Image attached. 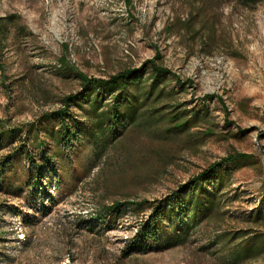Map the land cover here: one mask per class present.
Instances as JSON below:
<instances>
[{
  "label": "rangeland",
  "instance_id": "1",
  "mask_svg": "<svg viewBox=\"0 0 264 264\" xmlns=\"http://www.w3.org/2000/svg\"><path fill=\"white\" fill-rule=\"evenodd\" d=\"M7 13L20 15L30 33L12 28L0 54V118L10 127L25 129L61 107L62 98L80 96L75 72L105 79L139 66L155 50L185 83L171 84L178 109L203 116L176 139L163 138L161 120L142 117L94 167L89 149L77 144L62 165L54 163L56 173L46 163L32 170L33 193L13 196L0 180V264H224L221 249L203 248L211 242L204 236L121 258L147 212L115 209L104 223L95 215L112 201L159 199L235 152L252 155L254 164L234 170L239 199L230 209L238 215L257 207L264 212V2L245 8L235 0H0V15ZM195 13L199 21L186 28ZM203 19L204 27H216L214 33L199 29ZM8 150H0V158ZM29 151L40 155L31 143ZM28 169L16 160L6 178L18 186ZM23 217L37 224L20 225ZM228 222L226 229L251 227ZM214 224L203 226L207 237L222 230Z\"/></svg>",
  "mask_w": 264,
  "mask_h": 264
},
{
  "label": "trees",
  "instance_id": "2",
  "mask_svg": "<svg viewBox=\"0 0 264 264\" xmlns=\"http://www.w3.org/2000/svg\"><path fill=\"white\" fill-rule=\"evenodd\" d=\"M235 1L245 8H253L264 2ZM198 16L199 13H195L188 18L185 27H192L199 21ZM208 20L212 22V19ZM205 22L206 19H203L199 29L208 28L214 33L216 27H204ZM25 27L18 14L0 15V54L13 32L12 28L16 34L30 35ZM197 33L198 30L194 32ZM201 43V46H206L204 39H201ZM160 59V53L155 50L154 56L139 66L125 68L105 79L87 77L83 73L75 72L80 80L82 95H67L62 98L61 107L41 115L25 129L10 127L0 118V150L9 149L0 158L3 189L13 196H19L22 191L35 192L32 189L33 183H30L32 170L42 169V164L46 163L52 167L48 170L52 174L56 173L57 167L54 163L57 161L62 165L63 157L70 151L74 154L77 144L89 149V167L98 165L111 145L142 117L150 123L161 120L165 139L188 135L191 128L199 123L203 113L199 115L193 109H178L180 104L174 102L175 93L171 84L184 88L185 83L163 66ZM1 64L2 62L0 70H4L5 66ZM71 107L74 110L70 112ZM222 109L226 112L223 106ZM206 134L210 135L212 132L207 130ZM29 143L32 150H39L38 158L31 156ZM73 158L72 156V160ZM16 160L26 163L29 168L22 172L24 179L18 186L6 178L7 171ZM244 164L253 165V156L239 152L228 153L209 163L196 175L178 184L174 190L159 199L112 201L95 217L104 223L108 220V215L114 216L115 209L123 208L133 215L147 212V216L122 250L121 258L133 253L146 254L175 248L187 243L192 236H204L211 242L203 248L213 245L221 249L224 264L264 260V212L261 207L245 215H238L230 209L239 199V192L232 187V175L235 169ZM229 220L246 222L251 227L226 229L223 224H229ZM212 222L219 224L222 230L207 237L203 226ZM22 223L24 226L33 227L37 224V219L23 217L19 224ZM86 223L94 230V225L87 221Z\"/></svg>",
  "mask_w": 264,
  "mask_h": 264
}]
</instances>
